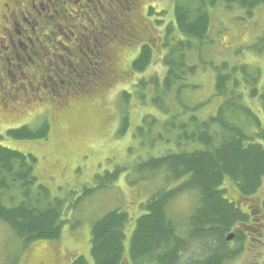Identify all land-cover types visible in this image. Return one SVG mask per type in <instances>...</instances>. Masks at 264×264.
Here are the masks:
<instances>
[{"label":"trees","instance_id":"trees-1","mask_svg":"<svg viewBox=\"0 0 264 264\" xmlns=\"http://www.w3.org/2000/svg\"><path fill=\"white\" fill-rule=\"evenodd\" d=\"M217 1L174 0L173 22L168 21L161 31L151 29L141 44H124L139 47L131 67L142 73L156 57V52L160 49L163 52L160 56L165 66L163 77H140L135 84L143 90L139 98L153 96L151 103L164 115L159 119L146 112L142 121L151 129L155 123L159 124L158 130L149 129L146 133L154 132L155 137L165 141L166 147L160 154L142 159L135 170L163 169L165 178L164 184L140 203L143 212L135 219L127 255L124 256L123 242L127 211L116 207L93 221L90 248L94 264H225L244 250L250 227L245 229L243 225L253 220V214L232 197L230 187L240 197L247 198L258 195L262 185L264 80L260 79V72L247 63L222 61L214 65L213 94L217 95L218 103L213 114L198 116L203 102L189 101L183 96L185 87L197 86L188 82V76L198 71L197 65L189 63L188 58L210 40L209 6ZM221 1L229 8H243L247 14L258 5H264V0ZM252 46L258 53H264V32ZM106 62L100 67H110ZM95 70H99V66ZM115 73L112 70L96 73L71 70L59 76L47 74L38 80L45 82L48 89L52 88L47 99L66 98L71 93L89 90L96 83L107 86ZM129 96L130 92L122 91L125 101ZM63 112L60 109L57 114ZM128 119V111H125L120 133L125 131ZM142 128L138 126L137 135L145 132ZM48 130L49 122L45 120L35 128L26 123L8 127L5 134L12 138H39L46 137ZM35 161L32 153L0 143V220L24 246L37 240H57L67 220L63 200L51 196L48 187L37 180ZM118 170L106 172L105 179L109 182L116 179ZM94 190V186H85L82 195ZM185 192L195 195V203L181 233L168 207L175 197ZM257 200L264 211V196ZM229 232L234 234L227 240L225 236ZM256 233L264 240V229L257 228ZM15 260L12 257L9 262ZM70 264H87V261L77 254Z\"/></svg>","mask_w":264,"mask_h":264},{"label":"rangeland","instance_id":"rangeland-1","mask_svg":"<svg viewBox=\"0 0 264 264\" xmlns=\"http://www.w3.org/2000/svg\"><path fill=\"white\" fill-rule=\"evenodd\" d=\"M160 2L167 9V21L173 22L174 0ZM209 14L210 40L199 52L190 53L188 58L189 63H195L198 67L197 73L188 76V82L197 86H188L183 90V96L189 101L203 102L197 111L200 117L213 114L218 103L217 95L213 94L216 72L214 65H219L222 61L230 64L247 63L258 70L260 79L264 80V53H258L252 46L264 32V5H258L251 14H247L243 8H229L218 0L209 6ZM114 47L119 57L118 72L107 86L105 83H96L89 90L71 93L66 98H44L37 105L22 106L14 114L0 119V143L36 156L34 173L37 180L48 187L51 196L63 200L64 217L67 219L57 240H37L26 246L0 220V261L6 257V262L9 263V259L14 257L17 260L18 256L23 261L25 254L37 249L74 251L83 255L87 264H94L90 248L91 225L97 217L116 207L128 213L123 240L124 256L127 255L135 219L143 212L140 203L160 188L165 178L163 169L153 172L135 170V165L142 159L158 155L166 147L165 141L155 137L154 132H150V135L146 133L149 129L158 130L159 124L155 123L152 129L148 128L142 121L144 113H153L159 119H163L164 115L151 103L153 96L144 95L142 99L139 98L138 95L143 90L135 82L140 77L151 75H157L161 79L165 66L160 60L163 53L160 49L143 73L134 71L131 61L139 47ZM147 89L152 91L151 87ZM123 90L130 92L128 101L122 97ZM45 93L46 96L51 95L50 92ZM54 96H57V92ZM59 108L64 112L57 114ZM125 111H128V124L125 131L120 133L121 117ZM45 120L49 122L46 137L12 138L5 134L8 127L26 123L35 128ZM139 125L143 126L142 132L145 131L142 136L137 135ZM116 168H119L117 178L109 182L104 175ZM85 186H94L95 190L83 196L82 188ZM230 189L232 197L240 201L244 210L251 211L253 220L243 225L245 229L250 227L244 241V250L225 264H247L251 261L252 254L259 252L257 248L260 241L256 233L260 224L257 198L264 196V178L258 195L244 198L234 188ZM194 198L193 193L185 192L169 204L170 216L176 221L181 233L191 206L195 203Z\"/></svg>","mask_w":264,"mask_h":264},{"label":"flooded vegetation","instance_id":"flooded-vegetation-1","mask_svg":"<svg viewBox=\"0 0 264 264\" xmlns=\"http://www.w3.org/2000/svg\"><path fill=\"white\" fill-rule=\"evenodd\" d=\"M162 2L0 0V119L46 98L45 92L52 88L38 79L47 74L118 71L119 57L114 46L141 44L151 29H164L168 21ZM112 41L116 44H110ZM106 61L110 67H100ZM257 212L259 228L263 230L260 202ZM258 239L259 252H254L247 264H264V240ZM30 251L23 261L18 256L15 263H7L5 257L0 264H70L76 255L66 250Z\"/></svg>","mask_w":264,"mask_h":264},{"label":"water","instance_id":"water-1","mask_svg":"<svg viewBox=\"0 0 264 264\" xmlns=\"http://www.w3.org/2000/svg\"><path fill=\"white\" fill-rule=\"evenodd\" d=\"M233 232H229L225 237L227 240L231 239L233 237Z\"/></svg>","mask_w":264,"mask_h":264}]
</instances>
